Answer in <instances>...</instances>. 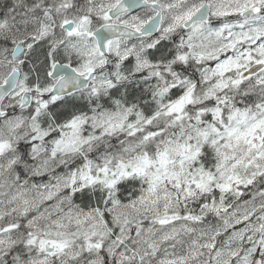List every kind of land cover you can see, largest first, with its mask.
Returning a JSON list of instances; mask_svg holds the SVG:
<instances>
[{
	"label": "snow or ice",
	"instance_id": "6c2138e0",
	"mask_svg": "<svg viewBox=\"0 0 264 264\" xmlns=\"http://www.w3.org/2000/svg\"><path fill=\"white\" fill-rule=\"evenodd\" d=\"M0 264H264V0H0Z\"/></svg>",
	"mask_w": 264,
	"mask_h": 264
}]
</instances>
